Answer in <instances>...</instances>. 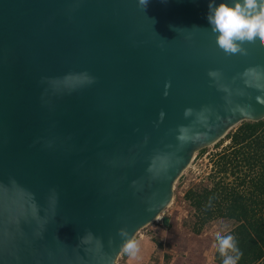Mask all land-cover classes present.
<instances>
[{"label": "water", "instance_id": "1", "mask_svg": "<svg viewBox=\"0 0 264 264\" xmlns=\"http://www.w3.org/2000/svg\"><path fill=\"white\" fill-rule=\"evenodd\" d=\"M208 5L0 0V264H117L197 152L264 120V45L227 57Z\"/></svg>", "mask_w": 264, "mask_h": 264}, {"label": "trees", "instance_id": "2", "mask_svg": "<svg viewBox=\"0 0 264 264\" xmlns=\"http://www.w3.org/2000/svg\"><path fill=\"white\" fill-rule=\"evenodd\" d=\"M225 141L229 143L213 156L211 185L185 193L196 219L192 233L201 235L215 220L232 221L227 234L242 253L238 264H264V120L243 122L215 147ZM215 261L223 262L218 251Z\"/></svg>", "mask_w": 264, "mask_h": 264}, {"label": "clouds", "instance_id": "3", "mask_svg": "<svg viewBox=\"0 0 264 264\" xmlns=\"http://www.w3.org/2000/svg\"><path fill=\"white\" fill-rule=\"evenodd\" d=\"M147 3L148 0H138L144 8ZM207 20L216 36L217 46L229 58L244 57L245 49L264 45V0H209ZM210 75L216 76L217 73L211 72ZM179 139L187 137L181 135ZM119 234L124 238L122 251L136 259L140 250L138 241L125 229H120ZM216 246L223 257L222 264H238L242 253L232 234L217 236Z\"/></svg>", "mask_w": 264, "mask_h": 264}, {"label": "crops", "instance_id": "4", "mask_svg": "<svg viewBox=\"0 0 264 264\" xmlns=\"http://www.w3.org/2000/svg\"><path fill=\"white\" fill-rule=\"evenodd\" d=\"M174 218H164L140 234L139 253L136 259L126 253L122 264H217V246L211 234L193 236L192 231L182 228ZM177 220V219H176ZM165 248V249H164Z\"/></svg>", "mask_w": 264, "mask_h": 264}, {"label": "rangeland", "instance_id": "5", "mask_svg": "<svg viewBox=\"0 0 264 264\" xmlns=\"http://www.w3.org/2000/svg\"><path fill=\"white\" fill-rule=\"evenodd\" d=\"M228 143L229 141H225L219 148L214 145L206 148L204 153L200 154V151L196 153L191 166L183 172L182 176L175 184L174 198L171 205L165 210L158 222H154L147 226L141 234L149 230L152 226L162 223L166 217L174 218L175 222L179 223L183 226L182 228L190 232L193 230L196 219L190 203L185 200V193L190 189H198L211 185L209 174L213 167V156ZM234 225L232 221L223 219L215 220L205 227L203 233L206 232L207 234L214 235L216 238L219 235H226L229 233ZM124 256L125 253L123 252L117 264H122Z\"/></svg>", "mask_w": 264, "mask_h": 264}]
</instances>
